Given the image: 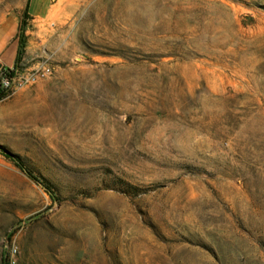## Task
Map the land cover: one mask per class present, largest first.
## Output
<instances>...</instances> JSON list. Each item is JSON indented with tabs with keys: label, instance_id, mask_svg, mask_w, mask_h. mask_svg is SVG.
<instances>
[{
	"label": "rangeland",
	"instance_id": "obj_1",
	"mask_svg": "<svg viewBox=\"0 0 264 264\" xmlns=\"http://www.w3.org/2000/svg\"><path fill=\"white\" fill-rule=\"evenodd\" d=\"M28 0H0V25ZM0 103V264H264V0H31ZM18 40V36H17Z\"/></svg>",
	"mask_w": 264,
	"mask_h": 264
},
{
	"label": "built area",
	"instance_id": "obj_2",
	"mask_svg": "<svg viewBox=\"0 0 264 264\" xmlns=\"http://www.w3.org/2000/svg\"><path fill=\"white\" fill-rule=\"evenodd\" d=\"M53 68L48 60L32 64L20 62L17 66L0 68V103L6 101L23 90L32 88L49 79Z\"/></svg>",
	"mask_w": 264,
	"mask_h": 264
},
{
	"label": "trees",
	"instance_id": "obj_3",
	"mask_svg": "<svg viewBox=\"0 0 264 264\" xmlns=\"http://www.w3.org/2000/svg\"><path fill=\"white\" fill-rule=\"evenodd\" d=\"M30 0H28L27 5L22 13L21 16V24L19 27V34L17 40V51H16V58L14 60L13 65L17 66L23 57L24 54V30L26 26V21L28 20V6ZM0 156L4 159L9 161L22 175H24L29 181L33 182L34 184L40 186L44 192L49 196V198L53 201H56L55 195L53 193V189L50 184L35 176L34 172L20 159L18 156L8 153L7 151L0 149Z\"/></svg>",
	"mask_w": 264,
	"mask_h": 264
},
{
	"label": "crops",
	"instance_id": "obj_4",
	"mask_svg": "<svg viewBox=\"0 0 264 264\" xmlns=\"http://www.w3.org/2000/svg\"><path fill=\"white\" fill-rule=\"evenodd\" d=\"M31 8V0L28 6V15ZM19 34V19L9 18L0 25V66L13 65L17 51V36Z\"/></svg>",
	"mask_w": 264,
	"mask_h": 264
},
{
	"label": "water",
	"instance_id": "obj_5",
	"mask_svg": "<svg viewBox=\"0 0 264 264\" xmlns=\"http://www.w3.org/2000/svg\"><path fill=\"white\" fill-rule=\"evenodd\" d=\"M0 68H1V66H0Z\"/></svg>",
	"mask_w": 264,
	"mask_h": 264
}]
</instances>
